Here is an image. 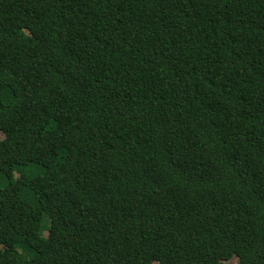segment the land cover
Listing matches in <instances>:
<instances>
[{
    "label": "trees",
    "instance_id": "16d2710c",
    "mask_svg": "<svg viewBox=\"0 0 264 264\" xmlns=\"http://www.w3.org/2000/svg\"><path fill=\"white\" fill-rule=\"evenodd\" d=\"M0 134V264H264V0H0Z\"/></svg>",
    "mask_w": 264,
    "mask_h": 264
},
{
    "label": "rangeland",
    "instance_id": "374dc122",
    "mask_svg": "<svg viewBox=\"0 0 264 264\" xmlns=\"http://www.w3.org/2000/svg\"><path fill=\"white\" fill-rule=\"evenodd\" d=\"M0 138H3V135H1L0 134ZM24 170V169H23ZM22 170V171H23ZM22 171H20V172H22ZM16 175H17V171H16V173H15ZM45 235H47V233L45 234ZM227 264H237V258H232L231 260H229L228 262H227Z\"/></svg>",
    "mask_w": 264,
    "mask_h": 264
}]
</instances>
